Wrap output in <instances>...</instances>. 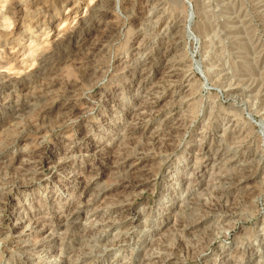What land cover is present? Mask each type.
<instances>
[{
  "label": "rangeland",
  "instance_id": "obj_1",
  "mask_svg": "<svg viewBox=\"0 0 264 264\" xmlns=\"http://www.w3.org/2000/svg\"><path fill=\"white\" fill-rule=\"evenodd\" d=\"M0 264H264V0H0Z\"/></svg>",
  "mask_w": 264,
  "mask_h": 264
},
{
  "label": "bare ground",
  "instance_id": "obj_2",
  "mask_svg": "<svg viewBox=\"0 0 264 264\" xmlns=\"http://www.w3.org/2000/svg\"><path fill=\"white\" fill-rule=\"evenodd\" d=\"M58 1H63V0H58ZM67 1H65L66 3ZM48 3V2H47ZM46 3V4H47ZM59 3V2H58ZM45 6V5H44ZM102 7V6H101ZM45 8V7H44ZM102 9V8H101ZM104 9V8H103ZM100 10V9H99ZM98 11V10H97ZM100 12V11H98ZM102 13V11H101ZM73 37H79V41L82 42L83 44L86 43L87 41H90L91 39V30H89L88 32H83L81 35H73ZM72 37V39H73ZM51 61L46 59L44 60V64H39L38 67L36 68V71L31 75V77H37V81H40L43 83V85L45 86L44 88L46 90H48V88L52 87L54 84H56V78H54V76L52 75V69L53 67H51L52 65L50 64ZM29 77V76H28ZM30 78V77H29ZM28 80V78H27ZM58 80V79H57ZM41 83V84H42ZM26 88V87H25ZM44 91V90H43ZM18 109V108H17ZM18 110H21V108H19ZM42 111V110H41ZM40 111V112H41Z\"/></svg>",
  "mask_w": 264,
  "mask_h": 264
}]
</instances>
